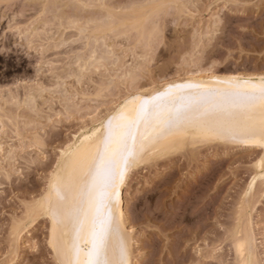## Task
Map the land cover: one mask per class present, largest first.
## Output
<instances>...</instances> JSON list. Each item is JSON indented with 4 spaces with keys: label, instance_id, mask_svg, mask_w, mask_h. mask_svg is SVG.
<instances>
[{
    "label": "rangeland",
    "instance_id": "374dc122",
    "mask_svg": "<svg viewBox=\"0 0 264 264\" xmlns=\"http://www.w3.org/2000/svg\"><path fill=\"white\" fill-rule=\"evenodd\" d=\"M198 71L264 73V0H0V264H60L41 201L63 151L129 95ZM235 137L131 171L133 264H241L246 231L264 264V151Z\"/></svg>",
    "mask_w": 264,
    "mask_h": 264
},
{
    "label": "bare ground",
    "instance_id": "6f19581e",
    "mask_svg": "<svg viewBox=\"0 0 264 264\" xmlns=\"http://www.w3.org/2000/svg\"><path fill=\"white\" fill-rule=\"evenodd\" d=\"M262 79L264 73L201 75L193 72L187 78L162 85L157 91L129 95L93 130L81 133L63 151L59 167L56 166L57 171L53 173L49 189L41 201L50 217L51 246L59 263L77 264L78 259H85L84 253L91 247L92 214L89 211L87 218L84 215L87 185L99 154L105 149L103 141L109 120L117 136L124 131L118 126L129 122L135 124L126 141V147L134 156L119 185L117 202L113 206L115 220L106 241V259L109 264H133V241L126 227L123 199V187L131 171L155 154L183 147L188 140L217 138L226 141L234 140L231 137L236 135L235 139L239 138L241 143L261 147L264 151V100L254 95L252 88V85L258 87ZM233 93L246 95L233 99L230 98ZM115 147L112 144L109 150ZM258 170L264 173V156L258 160ZM50 208L57 211L55 221L48 214ZM251 235L246 231L237 242L241 264H256ZM121 240L126 247L123 259ZM77 248L81 250L79 257Z\"/></svg>",
    "mask_w": 264,
    "mask_h": 264
},
{
    "label": "snow or ice",
    "instance_id": "6c2138e0",
    "mask_svg": "<svg viewBox=\"0 0 264 264\" xmlns=\"http://www.w3.org/2000/svg\"><path fill=\"white\" fill-rule=\"evenodd\" d=\"M246 83V82H245ZM253 94L258 95L264 100V79L257 87L252 85ZM158 96L160 94H157ZM241 93L230 94V98H236ZM135 122H129L123 127L124 131L119 136L115 134L112 121H108L105 130L104 145L105 149L99 154L98 162L95 169L91 173L90 181L87 185V210L84 215L87 218L88 212L92 214L93 230L90 233L91 247L84 253L83 261L77 260V264H109L106 259V241L109 233L112 231L115 220L113 214V206L117 202V194L119 185L123 182L125 173L130 166L134 153L126 147V141L131 135V129ZM115 144L116 147L109 150L110 146ZM48 214L53 220L57 218L55 209H48ZM83 224V221H81ZM80 249H76L77 257H79ZM120 254L123 259L126 254V247L121 240Z\"/></svg>",
    "mask_w": 264,
    "mask_h": 264
}]
</instances>
